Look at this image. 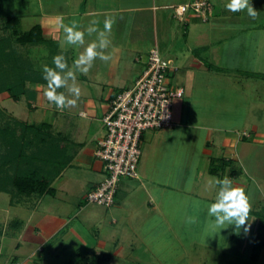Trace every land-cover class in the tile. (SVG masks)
Returning a JSON list of instances; mask_svg holds the SVG:
<instances>
[{
  "label": "crops",
  "instance_id": "0c3cea01",
  "mask_svg": "<svg viewBox=\"0 0 264 264\" xmlns=\"http://www.w3.org/2000/svg\"><path fill=\"white\" fill-rule=\"evenodd\" d=\"M192 1L38 2L42 5V15L40 22L33 27H40L46 41L40 45L51 48L54 56H71V62L83 51V46L61 47L64 34L57 27L58 17L63 16L65 23L75 19L82 30L92 19L100 21L98 27L101 29L105 17H114L116 21L110 33L112 43L106 50L112 59L107 63L96 60L87 78L81 76L82 81H87L90 93L81 89L82 94L76 108L51 111L43 96L46 84L27 85L26 94L33 97L30 107L37 109V105L41 104L42 110H47L50 116L49 121L41 123L50 124L55 136L70 143L68 153L72 158L69 165L52 182L51 187L55 190L52 198H59L60 204L65 207L77 204L76 218L80 217L87 222L88 229L96 222L100 223L102 230L107 226L111 228L109 236H103L104 241L99 234L98 243L91 250L85 248L88 251L84 254L77 251L80 259L94 253L107 252L111 253L112 260L113 254H122V245L125 242L126 246L132 247L140 242V237L156 239L164 232L170 236L168 240H181L180 232L190 222L187 218L192 212L196 215L194 222L198 225L197 230H203L205 225L210 227L208 230H212L206 205L214 201L215 192L209 187V181L227 176L232 179L234 186L245 190L252 209L246 226L237 230L234 225H229L217 232H220L219 235L225 232L230 242L236 239L238 232L243 238H254L251 254L249 249H244V240H237L234 255L239 257V253L243 255L244 251V254H250L251 257L254 255L264 263V248L257 244L260 215H264V112L254 114L252 111L255 103H252L254 90L247 79L233 93L224 88L232 85V74L247 72L237 65V58L239 55L243 56L244 48L222 46L226 39H232L231 34L222 35L220 32L224 16L222 6L227 0H208L212 5V12L207 22L201 21L191 12L185 14L184 21L177 19L174 8ZM176 20L183 25H178ZM93 39L95 34L91 37L86 34V44ZM245 44L246 41L244 46ZM153 48L158 49L174 69L167 76L168 86L182 88L183 95L173 103L171 128L144 132L139 178L121 180L114 205L99 212L96 208L87 207L84 200L86 194L96 188L105 177L102 163L94 156L97 144L105 133L102 118L115 95L131 88L142 75L146 68L143 55H147ZM262 102L264 103V99ZM235 165L238 168H234ZM211 166L216 168L214 174L210 173ZM77 191L82 192L79 203L76 198L69 201L76 196ZM25 197L26 201L31 200V196ZM44 198L45 195L36 201V210ZM41 218L42 231L41 226L35 225V221ZM30 219L29 224L32 226L25 231L24 228L29 224L23 225L20 233L22 237L13 240L15 252L21 250L22 258L13 254L6 260V255L4 258L0 254V264L13 258L18 263L35 264L33 256L36 251L42 249L43 252L58 234L68 231L65 230V222L55 218L50 207L42 206V215L33 214ZM140 229L141 236L138 232ZM119 233L121 236H117ZM3 235H0V240L4 239ZM82 242L85 243L80 240L82 247L87 245V242ZM24 243L31 244L32 248L25 249ZM105 246H111L114 251L119 249L115 253L112 250L108 252L102 249Z\"/></svg>",
  "mask_w": 264,
  "mask_h": 264
},
{
  "label": "rangeland",
  "instance_id": "374dc122",
  "mask_svg": "<svg viewBox=\"0 0 264 264\" xmlns=\"http://www.w3.org/2000/svg\"><path fill=\"white\" fill-rule=\"evenodd\" d=\"M38 2H42V0H14V14L20 18L19 29L21 31L30 30L36 23L40 22L42 5L40 6ZM227 2L228 0L223 3L226 5ZM250 3L258 12V16L254 20L248 17L246 12L233 13L228 11L225 5L222 6L224 16L221 20V30H219L222 35H232V39H226L223 42V47L230 45L232 48H244L243 56L240 57L239 55L237 58V65L247 71L245 74L242 72H239V75L236 73L232 74L230 77L232 85L225 86L224 88L233 93L236 88H241V85L245 83L247 79L248 83H250L254 90L252 103H255L253 104L252 111H254V114H257L260 111L264 112V106H262L264 104L262 102V99H264V0H250ZM176 23L181 26L183 25V23L178 22L177 20ZM3 25L4 23L0 22V37L9 34L7 29L4 30ZM245 41L246 44L244 46ZM19 47L20 51L28 55L34 62L36 68L42 69L45 65L54 67L52 63L54 55L51 52V48L46 45H27L26 47ZM148 54L143 55V61L146 63ZM66 59L69 61V65H71V56H67ZM81 76L87 78V75L77 74V83L83 92H88L89 94L90 92L87 87V81H82L80 79ZM60 91L66 92L65 89H61ZM32 100L33 97L26 94L21 97L19 101L15 102L7 93H3L0 95V109L4 110L7 115H11L17 120L29 124H39L41 122L49 121L50 116L47 110H42L41 104L37 105V109L30 107ZM224 101H226V99ZM48 108L51 111L57 110L51 104L48 105ZM7 117V119H11L9 116ZM233 167L238 168L236 165ZM13 193L15 192L9 191V193H7L0 191V233L2 232V234H4V239L0 240V254H2V257L4 258L6 255V260L12 257L13 254L19 255V257L21 256L22 258L23 255L21 250L18 253L15 252L16 248L13 240L22 237L20 236V233H22L23 225H28L30 223V218L33 214L42 215V206L43 208L50 207L54 213V217L65 222L67 225L65 230L68 229V231H63L60 235L58 234L55 239L47 244L43 252L42 249L36 251L33 256L35 264H78L80 258L77 255V251L80 250L83 254L86 253L88 250H85V248L91 250V248L98 243L97 238L99 237V234L101 235L100 239L104 241L103 236H109L111 232L110 226H107V229L105 227L103 230L100 229L99 222H96L94 226L88 229L89 226L87 225V222L84 220L82 221L80 217L76 218L75 212L77 211V204L73 207H65L60 204L59 198L56 199L52 198V196L45 195L43 203L41 200L37 207L38 209L36 210L34 206L36 201L40 198L39 196L32 195L30 197L31 200L26 201L25 196H17ZM81 194L82 192L77 191L75 197H69V199L71 198L69 201L76 198L79 203L82 197ZM84 203H86L87 207L91 209H98L99 212L109 209L97 204L87 203L85 200ZM64 207L65 209H63ZM195 218L196 215L194 216L193 212L190 213L189 218H187V221L190 222L185 224V229H183V232H180L182 233V235H180L181 240H168V237L170 236L167 232H164L162 236H159L156 239L152 237H140L141 244L140 242H137L135 246L128 247L125 242L124 245H122L124 250L122 254H113V259L109 264H264L254 255L252 257L249 256L252 253L250 250L252 249L251 247L253 246L252 242L254 243V238L249 237L246 239L245 236L244 239L243 236L240 235L241 233L238 232L236 235L238 238L236 237L233 242H230L225 232L219 235L220 232H217L218 230H215L214 227L212 230H208L210 227L205 225L206 227L203 226V230H197L196 226L198 225L194 222ZM16 220L21 222V227L13 226V222ZM35 225L40 227L42 225V218L41 220L37 219ZM30 226L32 225L29 224L26 226V228H24L25 231ZM40 230L42 231V226ZM73 232L80 237L81 243H83L82 241H85L87 242V245H83L84 247H82L80 245V240H78L79 238ZM138 232L141 236L142 230L140 229ZM63 235H65V237ZM117 236H121V234L119 233ZM237 240L238 242L244 240V249L247 251L249 249V255L244 254V251H242L243 255H240L239 253V257L234 255L236 253L237 247H235V242H237ZM61 241H63L64 244L61 245ZM24 245L25 249L32 248V245L29 243H24ZM102 249L108 252L111 250L114 251L111 246H105V248ZM118 249L119 248H116L115 251ZM255 250H253V252H255ZM1 261H3V259Z\"/></svg>",
  "mask_w": 264,
  "mask_h": 264
},
{
  "label": "trees",
  "instance_id": "16d2710c",
  "mask_svg": "<svg viewBox=\"0 0 264 264\" xmlns=\"http://www.w3.org/2000/svg\"><path fill=\"white\" fill-rule=\"evenodd\" d=\"M14 8V0H0V22L9 31L0 37V95L7 93L17 102L26 95L28 84H46L42 69L36 68L19 46L40 45L46 41L39 26L28 31L19 29L20 18L14 14ZM69 149L70 143L55 136L50 124H28L0 109V191H14L17 196H54L51 184L69 165L72 158ZM215 172L216 168L211 166L210 173ZM13 223L14 227H21L20 221ZM257 244L264 248V215H260ZM111 257L107 252L94 253L79 259L78 264H109ZM17 262L13 258L7 263Z\"/></svg>",
  "mask_w": 264,
  "mask_h": 264
},
{
  "label": "built area",
  "instance_id": "2783aa9c",
  "mask_svg": "<svg viewBox=\"0 0 264 264\" xmlns=\"http://www.w3.org/2000/svg\"><path fill=\"white\" fill-rule=\"evenodd\" d=\"M177 19L187 12L207 22L212 5L208 0H193L174 8ZM174 69L159 50L149 51L146 68L134 85L118 92L102 118L104 136L94 156L103 165L104 179L85 196V201L104 207L115 203L122 179L139 178L141 141L144 132L169 129L173 125V103L183 95L182 88H170L167 76ZM20 264V263H13Z\"/></svg>",
  "mask_w": 264,
  "mask_h": 264
},
{
  "label": "clouds",
  "instance_id": "9594fccd",
  "mask_svg": "<svg viewBox=\"0 0 264 264\" xmlns=\"http://www.w3.org/2000/svg\"><path fill=\"white\" fill-rule=\"evenodd\" d=\"M225 7L233 13L246 12L247 16L253 20L258 16L250 0H228ZM115 22L114 17L107 16L101 29L98 27L100 21L92 19L82 30L75 19L65 23L63 16L57 18V27L64 34L61 47L65 45L83 46V51L71 65L63 54H58L53 57L54 67L45 65L42 69V78L46 81L43 96L57 110L63 111L78 106L82 93L77 83V74L86 76L96 60L107 63L112 59L111 54L106 50L112 43L110 33ZM86 34L89 37L95 34V39L86 44ZM61 89H65L66 92L60 91ZM209 187L215 192L214 201L206 205V214L210 218V224L218 231L229 225H234L237 230L246 226L252 205L245 190L234 186L232 179L227 176L212 178L209 181Z\"/></svg>",
  "mask_w": 264,
  "mask_h": 264
}]
</instances>
